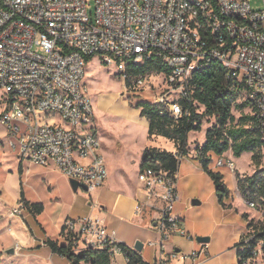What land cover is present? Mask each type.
<instances>
[{
	"label": "built area",
	"instance_id": "obj_1",
	"mask_svg": "<svg viewBox=\"0 0 264 264\" xmlns=\"http://www.w3.org/2000/svg\"><path fill=\"white\" fill-rule=\"evenodd\" d=\"M254 1L0 0V88L7 96L0 122L10 151L20 159L55 166L88 191L104 185L108 169L102 143L89 129L95 112L83 82L86 58L95 55L116 65L122 79L136 86L144 85L149 74H132L129 68L152 56L162 58L169 68V73H159L162 82L166 80L168 93L180 97L188 95L193 72L219 62L243 86L264 142V0L257 8ZM171 111L176 118L182 114L178 103ZM50 117L61 122L50 123ZM199 157L195 150L194 158ZM215 166L236 169L235 160L226 156H219ZM139 174L146 205L158 208L159 236L146 243L155 252L150 264H170L168 257L198 263L205 246L180 256L175 247L169 249L172 234L188 237L174 213L177 173L147 169ZM142 207L139 202L137 213ZM24 209L21 202L13 214ZM63 226L66 243L75 251L107 250L110 264H129L127 250L137 251L100 217H69Z\"/></svg>",
	"mask_w": 264,
	"mask_h": 264
},
{
	"label": "rangeland",
	"instance_id": "obj_2",
	"mask_svg": "<svg viewBox=\"0 0 264 264\" xmlns=\"http://www.w3.org/2000/svg\"><path fill=\"white\" fill-rule=\"evenodd\" d=\"M252 4L253 7H260L261 0H256ZM92 7V5L89 6V10ZM162 81V75L152 73L149 74L144 85L136 86L133 83H126L118 72L117 66L105 64L100 56L95 55L86 60L83 82L89 87L95 112L89 129L96 133L102 143L101 151L106 161L108 177L104 185L93 191H85L82 188L76 191L73 189L70 179L55 166H42L25 160L23 191L27 199L41 202L46 206V211L37 217L44 226L45 233L40 229L35 218L28 215L26 209L22 211L21 215L13 214L14 209H17L22 201L18 156L10 152L7 129L0 122V252L2 255H6V250L12 247L10 237L26 239L20 231H17V225L15 221L12 223V218L18 217L35 229L39 227V233L54 239L58 236L57 224L62 218H76L87 214L97 217L98 211L109 214L106 212L109 204L128 211L142 185L139 168L144 150L154 146V140L148 136V129H145V117L140 115L135 105L139 101L156 102L164 97L172 109V105L178 103L180 98V94L177 92L168 93L166 80ZM6 100V93L0 88V115L6 108ZM242 100L243 97L240 95L239 102L237 101L238 105L236 107L234 105L232 109L236 122H241L242 115L252 114L249 106L240 107ZM203 109L200 110L203 111ZM48 121L50 123L61 122L60 117H50ZM215 122L214 117H205L202 120L201 130L190 131L188 135L190 146L204 141L207 129L215 125ZM230 153L231 151H228L225 155ZM218 157L216 154L212 155V166L215 165ZM263 163L264 153L257 165L252 160V153L244 152L241 157L235 158V175L227 166H215L214 171L221 172L228 186L233 189L234 178L237 174L241 177L251 175L257 168L262 169ZM205 192L206 203L192 206L191 199L190 204L195 207L194 210L188 211V213L183 211L180 214V218L183 220L187 217V221L191 225L185 229L188 232V237L179 235V244L182 249L178 255L190 253L192 250L200 251L204 243L197 240V237L201 236L197 232L205 229L209 231L205 236L210 237L208 242L210 249L205 248L206 253L197 259L199 262L196 264H239L237 249H232L231 246L239 240V231L245 226L246 220L237 213L231 217L218 214L209 204L211 193L209 194L207 188H205ZM242 203L243 205L239 203L238 198H235V205L239 208L242 206L241 212L247 213L248 220L255 226L245 230L244 236L248 239V237L254 236L255 229H263L264 212L258 207L249 206L246 200H243ZM152 212L150 206L143 204L142 214L144 216L150 217ZM13 224L16 227H13ZM13 246L17 251L22 247V244L16 241ZM142 253L146 259L155 260L154 248L147 245ZM168 259L170 264L171 261L172 264H183L181 258L170 259L168 257ZM13 264L36 263L26 258H19ZM248 264H264L262 243L259 244L257 254L249 260Z\"/></svg>",
	"mask_w": 264,
	"mask_h": 264
},
{
	"label": "trees",
	"instance_id": "obj_3",
	"mask_svg": "<svg viewBox=\"0 0 264 264\" xmlns=\"http://www.w3.org/2000/svg\"><path fill=\"white\" fill-rule=\"evenodd\" d=\"M93 56L87 57L86 60ZM132 74H152L169 73L162 58L152 56L143 63L133 65L129 68ZM126 83H131L130 79ZM242 85H237L228 77L226 69L219 62L212 63L211 66L192 73L188 80V95L181 96L178 104L182 108V114L174 117L170 105L165 102L139 101L135 106L140 109V115L149 121L148 136H163L174 141L177 151L172 152L160 148H146L140 164V172L147 169L166 170L177 173L180 163L179 154L188 155V135L192 130H201L202 120L205 117L215 118V125L206 131V139L202 145L196 146L195 150L201 152V157L197 158L204 170L209 174L215 184V191L219 202L227 206L225 200L231 195L224 175L210 168L212 155L225 156L231 151L237 158L244 152L252 153V160L257 165L263 158L264 142L261 132L254 126L255 116L250 103L244 97ZM243 100L241 108L249 106L251 115H242L241 122H236L232 113L233 106L238 105L240 97ZM239 102V101H238ZM204 108L203 111L200 109ZM263 165V164H262ZM19 173H23L22 162L19 164ZM237 187L244 200L254 202L256 207L264 212V168L257 170L248 176L241 177L237 174ZM21 198L24 208L32 213L40 214L44 210L41 202L31 203L24 197L23 190ZM243 218L247 221L246 230L255 226L248 220V214L243 213ZM62 234L65 236V228L62 227ZM68 237L65 236V239ZM264 243V227L261 230H254V236L241 237L235 244L237 248L238 263L244 264L247 260L253 259L257 254L259 244ZM47 245L56 253L65 256L71 264H110L111 257L107 250L93 248L75 251L71 244H59L58 241L48 239ZM264 247V244L262 245ZM130 257L129 264H150L145 261L138 251L127 250ZM0 252V263H1Z\"/></svg>",
	"mask_w": 264,
	"mask_h": 264
},
{
	"label": "crops",
	"instance_id": "obj_4",
	"mask_svg": "<svg viewBox=\"0 0 264 264\" xmlns=\"http://www.w3.org/2000/svg\"><path fill=\"white\" fill-rule=\"evenodd\" d=\"M140 112V109H138ZM146 120V127L145 129L147 130L149 127V121L147 118ZM154 140L153 145L148 148H160V149H166L168 151L176 152L177 148L174 143V141L169 140L166 137L163 136H154L151 138ZM206 137L204 138V141L196 143L194 146H190V142L188 144V152H191V155L189 157H184L182 160H180L179 167H178V172H177V190L179 194V201L175 204V210L174 213L175 215L180 219L181 224L185 229H188L190 227V222L187 221V217L185 219L180 218V214L183 213H188V211L194 210L196 205L190 204V201L194 199H197L200 201V204L206 203V195H205V188H207V191L209 190L210 199H209V204L214 209L218 214H223L224 216L231 217L237 213L238 215L243 213L241 212L240 208L235 205V198H238L239 203L243 205V197L241 195V192L239 191L237 187V178L235 176L234 181H235V186L234 188H228L231 191V195L228 199L225 200V203L227 206L222 205L216 195L215 191V184L209 174L204 170L202 167L200 161L198 159L194 158V152L195 148L198 145H202L205 142ZM10 150V149H9ZM193 151V152H192ZM11 152V151H10ZM15 155V154H14ZM226 157L228 156L229 158H235L233 153L231 152L228 155H225ZM18 166L20 162H22L23 165V173L20 175L19 169H18V175H19V183L21 187V191L23 190V178L25 174V159H20L18 158ZM214 166L210 164V168L214 170ZM19 168V167H18ZM232 172V171H231ZM235 175V173L233 172ZM225 180V177H224ZM226 182V180H225ZM212 191V192H210ZM24 193V191H23ZM138 195H135L136 198L132 200L131 206L128 209V211H124L123 209L117 208L114 204H109V208H105L106 213H102L101 211H98L96 214L97 217H100L103 219L106 224L110 228H114L117 230L118 237L122 243L125 245H135L136 241L141 240L145 243L144 247L147 246V241L149 240H154L157 239L159 236L158 229H157V218H158V208L151 207V210L153 211L150 214V217H146L141 213H137V205L139 202H142L143 204H146V197L144 193V189L142 188V185L140 186V191L137 193ZM20 197H21V192H20ZM25 197V193H24ZM25 199H27L25 197ZM31 203H37L33 202L32 200L27 199ZM197 204V205H200ZM44 205V204H43ZM192 205V206H191ZM154 209V210H153ZM46 211V206L44 205V210L42 213L37 214V213H32L28 211V215H32L33 218L38 222L40 229L43 231V233L46 232L44 226L42 223H40L37 219V217L41 214H43ZM126 212V213H125ZM243 217V216H242ZM69 218V217H67ZM65 218V219H67ZM64 218L58 222L57 227H58V236L57 238H51L48 236H44L43 233H39V227L38 229H35L31 226H29L26 222H23L22 219L16 217L12 218V223L15 221L17 227L13 224V227L17 228V231H20L21 234H23V237L26 238L25 240L21 239L22 237L15 238V237H10V242L12 247L14 242L19 241L22 244V247H20L17 251L15 249L14 253H7L6 250V255H1V263L0 264H13L16 260L19 258H26L29 261H32L33 263H38L40 264H71V262L65 257L62 256L56 252H54L46 243L48 239H52L55 241H58L59 244H66V239L64 234H62V227L64 225ZM247 226V221L245 226L242 228V230L239 231L238 234V241L241 240V237L245 233ZM201 236L207 235L209 233L208 230H201L197 232ZM235 237V235H234ZM179 234H172L170 239H169V249L172 247H175L178 251H181V245L179 244ZM235 240V238H234ZM236 242V243H237ZM234 243L231 248L235 249V244ZM205 246V248L210 249L208 247V242L204 243L202 247ZM144 249V248H143ZM237 249V248H236ZM2 253V252H1ZM142 256L143 253L141 252ZM143 258L145 261L151 263L153 261H150L146 259L144 256ZM38 261V262H35ZM173 262L171 261V264Z\"/></svg>",
	"mask_w": 264,
	"mask_h": 264
},
{
	"label": "water",
	"instance_id": "obj_5",
	"mask_svg": "<svg viewBox=\"0 0 264 264\" xmlns=\"http://www.w3.org/2000/svg\"><path fill=\"white\" fill-rule=\"evenodd\" d=\"M70 183L73 187L74 190H78L79 188H82L83 190L85 191H88V186L83 184V185H80L76 180H73V179H70ZM193 205H197V204H200V201L197 200V199H194L192 201ZM197 240L201 243H207L210 241V237L208 236H198L197 237ZM144 245L145 243L141 240H138L136 241L135 245H134V248L138 251V252H142L143 251V248H144ZM15 252V249L14 248H10L9 250H7V253H14Z\"/></svg>",
	"mask_w": 264,
	"mask_h": 264
}]
</instances>
